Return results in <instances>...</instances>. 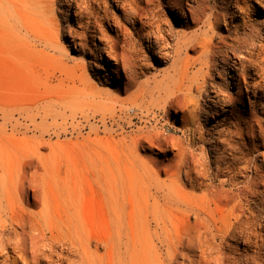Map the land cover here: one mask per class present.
Masks as SVG:
<instances>
[{
	"label": "bare ground",
	"instance_id": "obj_1",
	"mask_svg": "<svg viewBox=\"0 0 264 264\" xmlns=\"http://www.w3.org/2000/svg\"><path fill=\"white\" fill-rule=\"evenodd\" d=\"M66 1L74 19L56 12L49 0H35V9L57 40L64 31L87 59L75 62L65 79L68 88L45 114L53 120L67 111L72 120L100 115L101 122L112 119L121 129L120 122L134 126L136 119L150 124L119 141L145 177L156 237L150 230L116 235L113 210L110 238L91 236L78 209L66 205L68 198L34 157L20 163L0 154V264H264V0H255L261 10L252 0H111L119 14L109 11L110 0ZM91 77L112 91L98 90ZM172 111L188 114L192 124L167 121L180 138L159 126ZM14 115L0 109V128L11 126L16 135ZM170 145L177 153L160 179L137 152L157 150L162 158ZM163 197L180 216L193 219L191 247L161 251Z\"/></svg>",
	"mask_w": 264,
	"mask_h": 264
},
{
	"label": "rangeland",
	"instance_id": "obj_2",
	"mask_svg": "<svg viewBox=\"0 0 264 264\" xmlns=\"http://www.w3.org/2000/svg\"><path fill=\"white\" fill-rule=\"evenodd\" d=\"M49 1L55 3L56 12H70L74 19V8L67 11L66 0ZM251 4L261 10L255 0ZM109 5L110 12L121 13L111 0ZM94 7L95 12H103V7ZM61 13H56L55 18L60 20ZM104 27L111 31L107 21ZM67 39L69 37L62 31L57 40L53 30L41 23L35 0H0V109L15 111L13 120L19 125L16 135L12 133L11 126L8 127L10 131L0 128V154L16 157L20 163L24 157H34L38 169L51 174L53 185L59 186L56 189L68 198L66 205L78 209L91 236L103 240L110 238L112 225L108 215L111 210L114 212L116 235L126 229L134 232L136 237L143 231L152 232L143 185L145 177L137 163L127 159L123 152L124 144L119 141L124 136L134 135L138 127H149L150 124H140L136 119L134 126L120 122L124 125L121 129L112 119H108L106 124L101 122L100 115L84 119L78 114L72 120L68 117L70 111H67V114L61 112L53 120L45 114L56 95H63L68 88L65 79L75 62L87 59ZM48 40H53V47ZM156 60L153 59L154 62ZM222 78L216 75L217 80ZM90 81L100 91H112L113 87L106 82H99L94 77ZM199 104L202 109H208L207 105H210L204 100ZM167 121L171 126H192L189 115L182 112H170L169 118L162 120L159 126L164 125L162 128L168 129ZM166 132L176 138L182 137L171 128ZM157 152L140 147L137 153L147 167L157 170L159 178L164 179L161 169L168 165V159L175 156L177 149L170 145L162 158ZM156 159H164V162L157 163ZM116 178L117 186L114 184ZM166 202L165 197L161 198L166 221L165 230H158L164 239L161 251L175 252L191 247L196 234L193 219L180 216ZM161 207H157L160 212ZM151 238L157 246L158 241L152 235Z\"/></svg>",
	"mask_w": 264,
	"mask_h": 264
}]
</instances>
